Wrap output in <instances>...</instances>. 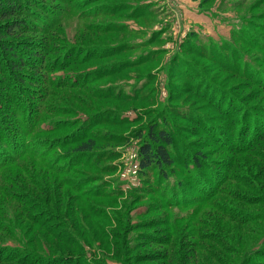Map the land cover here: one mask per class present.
<instances>
[{
    "label": "rangeland",
    "instance_id": "rangeland-1",
    "mask_svg": "<svg viewBox=\"0 0 264 264\" xmlns=\"http://www.w3.org/2000/svg\"><path fill=\"white\" fill-rule=\"evenodd\" d=\"M10 1L50 27L0 20V264H264V0Z\"/></svg>",
    "mask_w": 264,
    "mask_h": 264
},
{
    "label": "trees",
    "instance_id": "trees-1",
    "mask_svg": "<svg viewBox=\"0 0 264 264\" xmlns=\"http://www.w3.org/2000/svg\"><path fill=\"white\" fill-rule=\"evenodd\" d=\"M30 5H32L30 3ZM33 6V5H32ZM2 9H0V20L2 21H6V20H12V22H6L7 25H9V23H11V26H7V32L10 33V35H13L11 32L13 30H21V31H25L27 32L28 30H32V31H38L40 33H42L43 35H46L49 27H50V23H49V18H47V16L44 14H38L36 12H34V10L32 9H23V7L21 8L20 6H15L10 0L5 1V5L1 6ZM43 13H47V12H43ZM28 15V16H27ZM34 16V19L36 22L34 21H28L25 19V17H31ZM19 17V18H18ZM33 18V17H32ZM18 19H23V22L18 20ZM1 33V32H0ZM24 33V32H23ZM0 34V38H1ZM43 46H44V50L43 51H39V50H33L32 51V56H28L27 60H35L38 61L41 59V57L43 56V52H45L46 48H45V42H43ZM0 44H1V50H3L5 53H12L9 51H14V48L10 47V43L9 42H1L0 40ZM8 51V52H7ZM11 67L12 70L14 71L15 69H22L23 67H28L26 64H28V61H26L25 59H23L22 57H19V55L15 54L11 57ZM25 60V61H24ZM26 64H25V63ZM31 62V61H29ZM0 66H4V62H0ZM29 69H33L30 68ZM0 74H1V68H0ZM17 81H22V77L16 78ZM30 100L32 101L33 98L30 97ZM230 105L228 106V108H230ZM37 118V115H35L34 119ZM252 124L254 125V117H252ZM248 127V120L245 122L244 128ZM242 128V129H244ZM250 131V128H247ZM252 131L255 132L256 136H260L261 133L257 132L255 129L256 127H252L251 128ZM154 130V129H152ZM150 130V131H152ZM148 132V141L143 143L139 149V173L140 174H144V175H149V172L152 170H156L157 171V175L159 177H161L162 180L166 179V175H165V171L172 165L173 163V154L169 152V149L172 146V138L171 136L163 130H158V131H154V132ZM243 134H240V138H239V142L235 141L233 144H226L225 147L227 149L233 148L234 153H239L240 151H243L246 148H249V143H246V140L248 138V136L246 135L247 132H242ZM92 144L93 142L88 140L84 143H81L79 146H77L72 153L75 154V156H80L83 154H87L89 155L92 151ZM240 150V151H239ZM74 157V156H73ZM206 161V158L203 157V155H192L190 157V165L193 167V171L194 172H198L200 169L205 173L206 172V168L204 167L203 163ZM46 170L47 168L44 167ZM48 171V170H47ZM213 170H210V172H208L211 175H214V173H212ZM219 171V167L217 171L218 173ZM53 171L51 170V173ZM58 173V172H57ZM206 176V175H204ZM203 175L201 176L204 177ZM200 178V177H199ZM211 180H208V182H210ZM205 183V181H204ZM203 185H200L198 188L196 187L195 189H199L201 188ZM194 189V188H193ZM192 190V189H191ZM202 195H204L203 193H200ZM14 261V260H12Z\"/></svg>",
    "mask_w": 264,
    "mask_h": 264
}]
</instances>
